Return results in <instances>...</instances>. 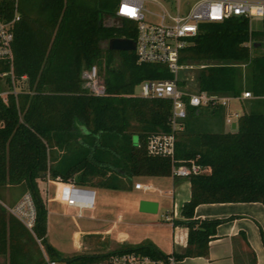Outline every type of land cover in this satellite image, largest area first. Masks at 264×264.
<instances>
[{"label": "trees", "instance_id": "1", "mask_svg": "<svg viewBox=\"0 0 264 264\" xmlns=\"http://www.w3.org/2000/svg\"><path fill=\"white\" fill-rule=\"evenodd\" d=\"M118 1L17 2L12 56L0 59V92L8 90L0 97V264H46L35 235L50 257L66 264H99L111 251L125 249L175 260L206 255L224 218L194 217L197 204L264 205V52L256 53L264 47V18L259 29H252L249 17L233 16L202 22L192 43L179 53L180 64L195 67L191 72L197 90L234 99L251 93L235 128L208 127L209 117H216V123L223 120L224 107L217 105L188 106L179 120L182 127L174 130L175 159L206 167L186 177L190 196L182 202V218L173 220L187 227L186 245L165 253L146 241L63 256L47 241V206L38 179L130 190L133 176L171 175V158L146 150L151 133L173 131L171 103L140 97L136 88L143 80L171 79L173 74L163 63L138 62L133 50L107 47L113 37L136 38L130 20L112 21ZM13 3L0 0L2 20L14 16ZM91 66L98 67L102 78L100 95L85 86L84 73ZM15 184L34 199V233L5 206L17 200L6 204L1 190ZM239 236L243 242L235 247V264H256L244 231Z\"/></svg>", "mask_w": 264, "mask_h": 264}, {"label": "built area", "instance_id": "2", "mask_svg": "<svg viewBox=\"0 0 264 264\" xmlns=\"http://www.w3.org/2000/svg\"><path fill=\"white\" fill-rule=\"evenodd\" d=\"M13 2L14 16L10 20L0 18V59L10 60L12 56L13 25L18 18L16 10L18 0ZM145 4L150 9H146ZM233 16L264 18V0H119L112 16L115 24L122 19L134 23L136 38L133 40L135 42L133 51L138 62L163 63L173 74L171 79L143 80L136 88V94L140 97L160 98L171 103L170 122L173 131L151 133L147 137L146 150L151 155L170 157L173 177H187L191 173L206 169L194 161L176 160L174 157V130L182 127L179 120L186 115L187 107L217 105L228 107L229 102L234 99L194 88L192 74H187L185 77L180 75L182 71L192 69V66L180 64L179 53L192 43V38L197 35L202 22L222 21ZM84 77L92 93L96 95L104 93V86L98 80L95 66H91L84 73ZM180 80H184L185 83L179 85ZM7 93L8 90L1 91L0 97L4 98ZM241 97H251V93L244 91ZM239 114L238 111L228 112L225 116L226 123L230 126ZM59 181L62 185L57 191L66 204L78 208L76 216H82V208L94 206L96 200L94 187L73 181ZM133 187L149 190L153 185L136 180ZM158 191L162 192L161 189ZM167 192L171 193L170 190ZM5 206L33 232L36 208L29 191H25L13 205ZM165 218L171 219L168 215ZM35 237L46 264H66L64 261L50 257L41 243V237L36 235ZM174 261L172 255L155 257L136 249H125L111 251L99 264H173Z\"/></svg>", "mask_w": 264, "mask_h": 264}, {"label": "crops", "instance_id": "3", "mask_svg": "<svg viewBox=\"0 0 264 264\" xmlns=\"http://www.w3.org/2000/svg\"><path fill=\"white\" fill-rule=\"evenodd\" d=\"M245 99L247 98H237L236 100L244 107ZM230 105L229 102L228 107H224L223 120L219 126L224 130L232 128L231 125H228V128L224 127L225 116ZM235 111L241 112L240 110ZM166 177L161 175L143 176L144 181L140 180L151 183L152 189L157 193L151 192L135 198H122L125 204L123 208L117 210L115 219L106 217L104 220L101 219L103 223L100 227L76 229L73 231L74 239H79V236L88 233L97 236L104 235V241L108 244L109 237L114 233L115 239L120 245H134L150 241L165 253H170L173 250L180 251L186 245L188 229L183 224H174L173 220L182 218L180 209L182 202L190 196V182L186 177L169 175V180ZM42 185L38 179V186L47 206L48 222L49 219L66 213L65 207L70 205L65 203L57 191L62 182L48 177L44 189L51 190L49 192L47 190L46 193H43ZM161 186H165V188L162 189ZM133 189L135 188L133 187ZM133 189L125 191L132 193ZM158 189H161L162 192H159ZM168 190L171 193L167 192ZM140 199L156 201L157 210L154 212L140 210ZM193 213L196 218L219 217L224 219L217 224L215 235L208 242L206 255L185 256L176 259L173 264H235V247L240 248V243L243 242L239 231H244L249 246L254 250L256 264H264L263 203L260 201L202 202L195 206ZM166 215L171 219H166ZM93 239L95 240V237Z\"/></svg>", "mask_w": 264, "mask_h": 264}, {"label": "rangeland", "instance_id": "4", "mask_svg": "<svg viewBox=\"0 0 264 264\" xmlns=\"http://www.w3.org/2000/svg\"><path fill=\"white\" fill-rule=\"evenodd\" d=\"M145 8L150 9V7L147 4H145ZM146 15L148 16V14ZM261 19L262 18L258 16L251 17L250 27L252 29L260 28ZM263 52H264V48L263 50H258L256 53H263ZM194 68L195 67L192 66V69H190L189 71L190 74L192 75L193 73L191 72V70H193ZM96 69L98 74V67H96ZM98 80L99 82L100 80H102L99 74H98ZM85 86L88 87L87 81L85 82ZM5 89L7 90V88ZM230 104L231 105L229 106L228 112H232L235 110L241 111L244 108L236 99H232L230 101ZM245 108L247 107L245 106ZM215 119L216 117H209L208 121L205 120L209 128L218 129L219 126H221L220 123L218 122L216 123ZM224 127L228 128V124L224 123ZM136 139H137L136 136H134V140ZM143 176L144 175L133 176L132 185L136 180L141 179L142 181H144ZM166 178L169 180L170 177L167 176ZM47 179L48 177L39 179V181H41V185L43 184L42 185L43 193L44 192L46 193L47 190L48 192L49 190H51L49 188L47 190L44 189L45 182ZM94 188L96 191L95 205L93 208H82L81 209L82 216H76L78 212L77 207L67 206L65 207L66 213H64L63 215H59L56 218L49 219L47 222V231H46L47 241L63 256H71L80 253H101L121 246L119 242L117 243L114 233H112V235L109 237V242H107L108 244H106V242L104 241V237H105L104 235L97 236L88 233L79 236V239L75 240L73 236V231L76 229H89V228L100 227L103 223V220L106 217L115 219L117 216V210L123 208L125 204L122 198L128 199V198H135L139 195H144L151 192L157 193V191L153 189L152 190L149 189V191L143 189H133V186L131 188L133 189L132 193L122 189H112V188H104V187H94ZM161 188L164 189L165 186H161ZM1 191L4 196V202H6V204H11L21 197L22 192L24 193L27 190L25 189V187H23L22 184H15L12 186H5ZM159 215H160V211H159ZM93 237H95V240L93 239ZM130 239L133 240V238Z\"/></svg>", "mask_w": 264, "mask_h": 264}, {"label": "water", "instance_id": "5", "mask_svg": "<svg viewBox=\"0 0 264 264\" xmlns=\"http://www.w3.org/2000/svg\"><path fill=\"white\" fill-rule=\"evenodd\" d=\"M255 47H260L261 44L254 43ZM107 47L111 50H133L135 47V42L128 38L113 37L107 42ZM236 121L231 122V127L235 128ZM139 209L142 211L154 212L157 210V202L149 199L139 200Z\"/></svg>", "mask_w": 264, "mask_h": 264}]
</instances>
